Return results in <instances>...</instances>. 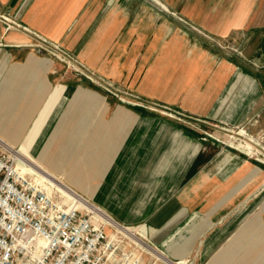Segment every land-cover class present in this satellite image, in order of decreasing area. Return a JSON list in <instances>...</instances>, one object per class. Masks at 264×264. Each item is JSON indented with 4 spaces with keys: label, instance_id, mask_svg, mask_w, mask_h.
I'll return each instance as SVG.
<instances>
[{
    "label": "crops",
    "instance_id": "1",
    "mask_svg": "<svg viewBox=\"0 0 264 264\" xmlns=\"http://www.w3.org/2000/svg\"><path fill=\"white\" fill-rule=\"evenodd\" d=\"M2 13L141 104H169L201 125L122 103L0 19L1 138L92 201L124 166L123 202L142 205L118 218L145 225L165 252L199 234L202 264H264V0H0ZM212 124L246 129L256 151L220 144ZM83 170L92 175L69 178Z\"/></svg>",
    "mask_w": 264,
    "mask_h": 264
},
{
    "label": "built area",
    "instance_id": "2",
    "mask_svg": "<svg viewBox=\"0 0 264 264\" xmlns=\"http://www.w3.org/2000/svg\"><path fill=\"white\" fill-rule=\"evenodd\" d=\"M0 19L7 31L16 28L31 34L34 40L28 45L37 53L50 55L93 79L61 43L9 14H0ZM241 131L248 135L246 129L239 128L241 141L250 139L257 144ZM20 148L0 141V264H144L138 250L119 245L122 229L105 221L89 205L91 199L30 172Z\"/></svg>",
    "mask_w": 264,
    "mask_h": 264
},
{
    "label": "rangeland",
    "instance_id": "3",
    "mask_svg": "<svg viewBox=\"0 0 264 264\" xmlns=\"http://www.w3.org/2000/svg\"><path fill=\"white\" fill-rule=\"evenodd\" d=\"M148 1H150L152 3H156L159 0H148ZM223 45H224V43H220L218 46H223ZM232 50H234L235 52H239V54L242 52L238 48H235V49H232ZM72 53L75 54L78 57V55L76 53H74V52H72ZM78 59H79V57H78ZM79 60L84 64L86 72L93 74L92 75L93 79L88 78V76L85 75V74H81V73H78L76 71L75 72L79 76H81L83 79H85L88 82L98 86L104 92H106L108 94H111V95H113V96H115L117 98H122V100L120 99L122 101V103L128 104L129 106L138 107V108H140L142 110V113L155 114V115H159V116L168 118V119L173 120L175 122H179V124H181V126H182V123H185V124L187 123L190 126H192L193 128H200L201 123L200 122H198V123L195 122L193 120V118H192V115H190V114H188V113H186V112H184L182 110H179L178 108L169 106V104H165V103L157 101V100H150L149 101V104H150L149 106L148 105H143L144 103L141 104L140 102H138V100H139L138 95H136L133 92L130 93L128 91L127 92L124 91V89L122 88L123 87L122 84L111 80L110 78H108L105 75H101L98 72H95L89 66H87L81 59H79ZM62 64H64L65 67H67V65L65 63H62ZM71 70H73V69L71 68ZM128 96L131 97V99H129ZM166 106L170 107L171 109L165 108ZM177 111H179L180 113H177ZM118 113L120 115H122L123 117L130 115L129 112H127V111H125L123 109H120ZM172 114H175V115H172ZM176 115L181 117V119H179ZM221 125L222 124H219V125L212 124V126H211V132H213L214 137L219 140L218 142L220 144L225 145V146H227L226 143L230 144L231 146H234L237 149L242 150V151L246 152L249 155H252L256 151L257 147L254 146V149H252L253 152L252 153L248 152V150H247V148L245 146V142L241 141L240 140V136L237 134V131H238L239 127L229 128L231 132H228L224 128H222ZM200 130H204L203 127ZM228 134L232 135L233 137L228 135ZM243 134H244L245 137H249L250 136L249 134H248L249 136L246 135L244 133V131H243ZM227 135H228V137L226 139H224V137L227 136ZM219 136H221V137H219ZM0 141L9 143L6 139L5 140H1V137H0ZM9 144L11 145V143H9ZM38 161H40V163H43L42 160H38ZM42 165L45 166L44 164H42ZM124 168H125L124 166H121V168H119L115 172L113 180H111V183L108 184L106 189L104 190V193L106 194V196L104 198H101V200H93V203L98 208H101L103 210V212H105L108 215H110L113 219H115V221L118 224H120L123 227H127V226L131 227V226H138V225L140 226L141 223H139V224H128V223H125L124 220L118 218L119 214H130L129 211H126L127 207L135 209V208H139V206L142 205V203H139V202L133 203V204H128V203H124L123 202L125 197H127V196L129 197L130 196L129 195L130 194V188L128 187L129 180H127L128 177H125V169ZM79 174L82 175V177H83L82 180H85L88 176L92 175V170H83V171L79 172ZM56 175H57V177H59L60 180H63V182L66 184L67 177L65 178V176L60 175L59 173H56ZM129 177H130V174H129ZM66 185H68V183ZM139 188H140V186L137 185L134 188V192H135V190H139ZM139 196H140V194L137 197H135V198H139ZM84 197H86V196H84ZM110 199H111V202H110ZM115 199H118L119 202L118 201L116 202ZM115 231L116 230L114 229L113 232H115ZM118 235L120 236V239H121L119 245H121L123 247L126 246L128 249L138 250V253H139L140 257L142 258V261L144 262V264H166L162 260L158 259L156 257V255H154L148 249H145V247H143V246H146V245H148L150 247H152V246L156 247L157 246V248L159 250H161V249H163V244L162 243H160V242L156 243V242L152 241L151 238L148 236L145 239V241H144V243L146 245L137 244L136 240L133 237L131 238V236H129V234H127L126 232H124L122 230H121V232H118ZM198 235L199 234L194 235L192 237V239L188 242V244L186 242H180L177 245V246L181 247L179 249V251H177L176 253L169 251V253L167 252V256L171 260H173V262H176L181 257H184L185 259H187L185 264H202L201 257H199L200 246H198L199 245V240L201 238L198 237ZM140 246L142 248H140Z\"/></svg>",
    "mask_w": 264,
    "mask_h": 264
},
{
    "label": "bare ground",
    "instance_id": "4",
    "mask_svg": "<svg viewBox=\"0 0 264 264\" xmlns=\"http://www.w3.org/2000/svg\"><path fill=\"white\" fill-rule=\"evenodd\" d=\"M240 134H243V131H241ZM230 136H232V135H230ZM1 140H5V138H1ZM245 146H246L248 152L252 153L253 152L252 149H254L255 144H253L252 141L250 139H248V141L245 142ZM18 152L27 161V168L30 170V172H33V173L37 174L38 176H40L41 179H44V180L48 181L52 185L58 186V187L63 188V189H66L67 187H69L68 185H66L67 183L65 184L63 182V180H60L59 177H57V175H56V173L54 171H51L47 167L43 166L42 165L43 163H40V161H38V160H41V159L39 157H36L34 154L30 153L25 145H22V147L19 149ZM69 178L72 179V180L73 179L74 180H82L83 177H82L81 174H79V172H75L73 174V177L70 176ZM66 190L69 191L68 189H66ZM79 198H81V197H79ZM89 205L94 210L99 212V214L104 218L105 221L113 224L117 229H122V231H124L127 234H129V236H131V238L133 237L136 240L137 244L146 245L144 243V241L147 238L148 230L146 231L147 228L145 227V225H141V226L138 225V226H131V227H128V226L127 227H121L115 221V219H113L107 213L103 212V210L101 208H98L96 205H94V203H90L89 202ZM143 247H145V249H148L150 252H152L154 255H156V257L158 259L162 260L166 264H185L186 261H187V259L182 258V259H179L176 262H173V260H171L167 256V252H165L163 249L159 250L157 248V246L156 247L155 246L154 247L153 246L150 247V246L146 245V246H143Z\"/></svg>",
    "mask_w": 264,
    "mask_h": 264
}]
</instances>
